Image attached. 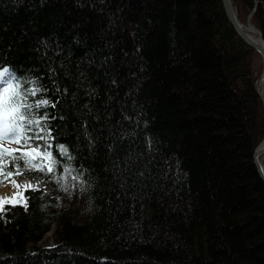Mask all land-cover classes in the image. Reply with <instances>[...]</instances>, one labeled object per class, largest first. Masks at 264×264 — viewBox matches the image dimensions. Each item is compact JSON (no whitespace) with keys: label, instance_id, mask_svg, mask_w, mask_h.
I'll return each instance as SVG.
<instances>
[{"label":"trees","instance_id":"obj_1","mask_svg":"<svg viewBox=\"0 0 264 264\" xmlns=\"http://www.w3.org/2000/svg\"><path fill=\"white\" fill-rule=\"evenodd\" d=\"M231 2L264 41V0ZM258 58L221 0H0V72L58 161L0 211V264H264Z\"/></svg>","mask_w":264,"mask_h":264},{"label":"snow or ice","instance_id":"obj_2","mask_svg":"<svg viewBox=\"0 0 264 264\" xmlns=\"http://www.w3.org/2000/svg\"><path fill=\"white\" fill-rule=\"evenodd\" d=\"M9 72L10 70L7 68L0 72V81H3V78L7 76ZM12 79H15V76H13ZM18 89L19 85L10 86L12 95L0 96V173L7 168V165L3 163V157H10V163L12 164L11 170H8L6 175L0 174V181L6 179L11 180L17 188L19 186L15 184L14 176L23 174L20 171L22 165L19 161H23V167L26 169H34L40 172L46 171L47 173H52L58 163L50 151L46 149L43 151L41 150L39 143H35V146H33L34 142L43 139V137L39 132L32 133L31 135L28 133L31 131L30 126L34 123L39 126L40 121L29 119L27 111H22V109H30L33 106L21 102ZM32 95H35V92H33ZM48 104V100H42L36 104V107L38 108L42 105L47 106ZM52 106L55 107V105ZM44 118L47 119V117ZM41 131H43L42 128ZM5 142L18 145L19 147L10 150L5 147ZM60 152L67 153V149L61 146ZM38 158L42 161L41 163H35ZM43 161H47V164L43 163ZM65 171H67V169H65ZM30 187L31 185L26 186L25 190ZM12 202L14 204L24 203V206L27 207L24 201ZM2 210L3 207L0 205V211Z\"/></svg>","mask_w":264,"mask_h":264},{"label":"water","instance_id":"obj_3","mask_svg":"<svg viewBox=\"0 0 264 264\" xmlns=\"http://www.w3.org/2000/svg\"><path fill=\"white\" fill-rule=\"evenodd\" d=\"M223 10L225 13V16L231 26L234 28L238 36L249 46L251 47L255 52H257L261 58L262 62V70L260 74L259 80L256 82L257 85V91L259 94V98L261 101V104L264 108V41L262 38L261 32L252 26L251 24V18L252 14H249L247 17V20L245 24L241 23L236 15V12L233 8L231 0H221ZM253 34L257 37L256 40L251 38V35ZM264 139L262 140V142ZM262 142L257 146V148L254 151L253 154V162L256 167L257 173L261 179V181L264 184V174L261 168L260 160L262 156L264 155V146H262Z\"/></svg>","mask_w":264,"mask_h":264},{"label":"rangeland","instance_id":"obj_4","mask_svg":"<svg viewBox=\"0 0 264 264\" xmlns=\"http://www.w3.org/2000/svg\"><path fill=\"white\" fill-rule=\"evenodd\" d=\"M259 60L257 61V66L255 69V76L258 77L257 81L260 78L261 70H262V62L261 58L259 56ZM261 68V70H260ZM5 83V77L3 78V81H0V89ZM5 147L11 149H16L19 146L12 144V143H7L5 142ZM42 151L44 149H41ZM9 162V157L5 156L3 157V163L8 164ZM23 162V161H22ZM42 161L38 158L35 163H41ZM43 163L47 164V161H43ZM20 171L23 173L22 175H16L14 176L15 184L18 185L19 187L17 188L14 186V184L11 182V180H2L0 181V205L5 206V205H21L24 206V203H13L12 201H24V192L26 191V186L31 185L30 188H27V190H32V189H41L45 190V185L41 181H37L29 177L26 172H31V171H36L34 169H26L24 170L23 168L20 169ZM2 175H6L5 172L3 171L0 173ZM6 188H8L9 193L4 194L6 192ZM5 191V192H4ZM55 230V226H52L51 230L45 235L43 240L39 243L40 247H51L53 245V233Z\"/></svg>","mask_w":264,"mask_h":264},{"label":"clouds","instance_id":"obj_5","mask_svg":"<svg viewBox=\"0 0 264 264\" xmlns=\"http://www.w3.org/2000/svg\"><path fill=\"white\" fill-rule=\"evenodd\" d=\"M6 86L0 89V96L4 95H12V92L10 90V86H14L13 82L11 80L5 81ZM7 90V91H6Z\"/></svg>","mask_w":264,"mask_h":264},{"label":"bare ground","instance_id":"obj_6","mask_svg":"<svg viewBox=\"0 0 264 264\" xmlns=\"http://www.w3.org/2000/svg\"><path fill=\"white\" fill-rule=\"evenodd\" d=\"M250 35H251V38H253L254 40L257 39V37L255 35H253V34H250ZM262 146H264V141L262 142ZM260 163H261V168H262V171L264 174V164H263L262 160H260ZM5 190H6V192L4 191L5 192L4 194L9 193L8 188H6Z\"/></svg>","mask_w":264,"mask_h":264}]
</instances>
